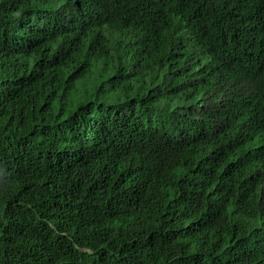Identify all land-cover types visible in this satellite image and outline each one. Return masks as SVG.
Masks as SVG:
<instances>
[{"label": "trees", "instance_id": "16d2710c", "mask_svg": "<svg viewBox=\"0 0 264 264\" xmlns=\"http://www.w3.org/2000/svg\"><path fill=\"white\" fill-rule=\"evenodd\" d=\"M261 163L264 0H0V264H264Z\"/></svg>", "mask_w": 264, "mask_h": 264}, {"label": "clouds", "instance_id": "9594fccd", "mask_svg": "<svg viewBox=\"0 0 264 264\" xmlns=\"http://www.w3.org/2000/svg\"><path fill=\"white\" fill-rule=\"evenodd\" d=\"M262 164H263V163H261V166L258 167V168L256 169L257 175H258V173L260 172L261 167H262V166L264 167V165H262ZM256 179H257V178H256ZM256 183H257V182H256ZM258 184H264V183L259 182Z\"/></svg>", "mask_w": 264, "mask_h": 264}, {"label": "bare ground", "instance_id": "6f19581e", "mask_svg": "<svg viewBox=\"0 0 264 264\" xmlns=\"http://www.w3.org/2000/svg\"><path fill=\"white\" fill-rule=\"evenodd\" d=\"M125 16V15H124ZM130 23V22H129ZM128 25V24H127Z\"/></svg>", "mask_w": 264, "mask_h": 264}]
</instances>
